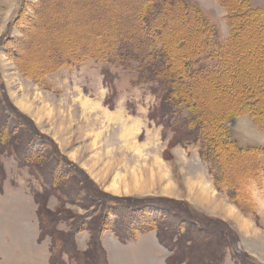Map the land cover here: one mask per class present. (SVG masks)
Here are the masks:
<instances>
[{"label":"rangeland","instance_id":"obj_1","mask_svg":"<svg viewBox=\"0 0 264 264\" xmlns=\"http://www.w3.org/2000/svg\"><path fill=\"white\" fill-rule=\"evenodd\" d=\"M25 1L23 10L33 21H37L38 16L34 8L40 1ZM118 1L115 0L116 3ZM183 1L199 8L209 24L214 27L215 43L224 45L229 34L226 24L227 10L216 0ZM244 1L251 9L262 13L258 19L264 27V0ZM21 2L22 0H0V41H4L8 35L23 38H19L23 33L17 27L7 28L16 16ZM63 2V6H67L65 9L58 5L59 8L53 11L50 9L52 4L47 6L43 16L39 18L40 23L36 24L39 33L29 40L26 39L27 42L17 45L16 49L23 60L27 57V54H23V49L29 45H32V55L29 56H33L38 62H44V65L48 62L52 64L50 60L56 58L52 54L55 52L52 49L54 40L71 42V46L74 44L77 48L82 47L83 44L78 38L86 32L74 31L77 25L90 34L91 37L85 41L89 46L96 43L94 31L110 32L106 28L108 23L100 22V16L88 17L87 13L81 12V9L90 4V0ZM57 11L65 12L61 14ZM91 21L95 24L92 25ZM121 25L125 26L119 20L118 28ZM172 26L178 32L192 30L188 23L175 21ZM248 27L246 26L242 33H246L249 38ZM6 30H9L7 34ZM64 30L67 33H63ZM72 30L73 36H59L72 33ZM147 47L145 45L143 51ZM205 51L206 54L212 55L214 49L205 48ZM224 53L211 58L206 54L200 55L195 61L194 69H221ZM251 54L253 56L252 50ZM135 56L138 58L132 62L119 61L113 57H109L107 61H95L87 57L76 66L62 67L35 82L20 71L18 63L0 46V133L5 130L7 136L10 135L5 141V149L0 151V168L3 172L0 171V264H49L50 238L48 235H42V241L38 242L37 239L40 233L37 214L41 207L45 206L43 210L50 213L58 211L60 215L68 210L75 215L84 216L87 220L98 212L97 209L92 212L90 209L81 208V198L74 205L68 201L62 204L55 195L43 198L45 190L39 180L41 176L50 187V178L54 175L56 185H63L67 187V191L73 193L74 187L70 178L75 174L82 177L88 191L100 192L107 197L105 202L109 208L106 215L109 222L115 225L120 222L123 226L129 225L128 228L135 226L137 237L122 244L108 231L99 239L97 251L86 253L89 233L78 232L73 238L64 241L71 246L67 245L68 251H77L79 264H104L106 260L102 247L106 252L107 264H166L164 261L171 255L169 248L181 232L173 235L170 233L173 240L169 247L163 248L160 244L162 242L155 237L159 227L156 223L164 221L165 225L175 226L176 229L182 225L183 229H187L191 223L186 218L191 216L201 225L196 230L206 228L208 234L204 233V236H209H201V230V233H194L193 236L198 240L200 236L202 238L192 247V255H188L189 264H236L238 258L234 252L245 255L244 260L249 264H264V206L259 203V200L264 201L263 176L259 174L258 178L247 183V191L250 192L249 196L253 198L257 208L252 216H239L249 222V226L243 228L241 219L228 207L229 200L225 194L215 193L210 186V165L199 157L198 143H178L177 140L181 138L179 135L183 131L186 132L178 125L184 116L172 113L174 108H168V105H159L158 100L164 95V88L161 80L152 72L154 65L147 64V59L143 60L141 56ZM23 117L30 121L33 133L31 137L26 138L20 133V130L28 128L21 120ZM157 120H160L159 124L156 123ZM164 121L170 126H162ZM225 123L229 139L238 146H264V129L252 122L249 116L230 119ZM10 129H13L12 135ZM42 136L47 140L43 141ZM171 138L172 141L176 138V145H170ZM14 141L18 144V156H12L11 151H8ZM27 145L32 150L30 159H27L24 153ZM47 149L53 153H45ZM18 157L23 160L22 163L17 160ZM260 162L264 167V161L260 159ZM35 163L43 166L46 180L35 168ZM156 165H161V170H153ZM53 167L55 168L52 175L50 173ZM229 167L233 172L241 169L237 162ZM161 174L164 175L162 179ZM202 176L206 185L210 186V191L217 196L215 204L212 201L211 205L207 198L197 195L193 185H200L201 182L205 184ZM54 189L56 188L53 187ZM208 194L211 196L209 191ZM43 199L44 206L39 202ZM125 200L140 201V205L147 207L133 213L123 207ZM172 208L186 217L180 219L173 216L168 212ZM146 211L150 219L155 221V229L141 232L140 228L144 226H141L137 217ZM64 217L53 224L55 232L67 230L68 220ZM129 220L133 223L130 224ZM48 226L46 223V227L42 229L43 233H48ZM249 227L257 233H251ZM221 230L230 233L232 245L225 244L221 236L218 237ZM117 246L122 247L117 249ZM61 261L68 264L64 256Z\"/></svg>","mask_w":264,"mask_h":264},{"label":"trees","instance_id":"obj_2","mask_svg":"<svg viewBox=\"0 0 264 264\" xmlns=\"http://www.w3.org/2000/svg\"><path fill=\"white\" fill-rule=\"evenodd\" d=\"M39 1L40 4L34 8V12L38 16L37 21H33L32 17L23 10L22 6L26 1L22 0L16 16L7 25V28L17 27L19 31H22L23 35L19 38H23L18 39L8 35L4 38V41H0V46L5 48L6 54L18 63L20 71L25 76L36 82L62 67L76 66L87 57L95 61H104L103 59L107 61L109 57H113L124 62L134 61V59L138 58L135 55L141 56L143 60L147 59V64L151 63L154 65L152 72L161 80L165 89H163L162 104L168 105V108H174L175 110L173 109L174 112L172 111V113L184 116L182 122L178 125L186 132L183 131L184 134L179 135L181 138L177 140L178 143L199 140L200 156L211 165L210 173L216 189L223 193L225 192L229 201L242 214L252 216L255 213V205L251 196H249L250 193L247 191V183L258 178L261 173L264 179V167L261 166L260 162V159L264 161V146L248 148L238 146L229 139L225 122L230 119L249 116L252 122L264 129V27L258 19L260 14H262L259 10L251 9L244 0H217L227 10L226 24L229 28L228 39L224 45H221L215 43L216 34L214 27L209 24L199 8L183 0H119L117 3L115 0H90V4L88 3L86 8L81 9V12L87 13L88 17L90 15L100 16L102 18L100 22L108 23L106 28L110 32L108 30L106 32L94 31L93 37L96 43L93 46H89L85 41L90 34L80 25H77L78 27L73 29L74 31L78 33L80 31L86 32V34L78 38L83 46L77 48L74 44L71 46V42L66 43L54 40L52 49L55 52L52 54L56 58L50 60L53 62L52 64L48 62V64L44 65V62H38L36 58L29 56L30 54L32 55V45L23 49V54H27L24 60L16 49L17 45L20 42H27L26 39L29 40L34 37V34L39 33L36 24L40 23L39 18L43 16L44 10H47V6L52 4L50 9L53 11L57 10L59 6L64 9L67 6H63L64 0H60L59 3H57L58 0ZM65 11L57 12L63 14ZM69 13L72 15L73 12L70 10ZM52 18H50V21ZM119 20L125 26L121 25L118 28ZM175 21L188 23L192 30L188 29L189 31L187 30L186 32H178L172 26ZM93 24L95 23L92 22ZM246 26H249V38L246 33L243 34ZM42 29H45V27H42ZM73 30L71 31L72 33L59 36H73ZM8 32L9 30H6V34ZM63 33L67 32L64 30ZM74 38L76 37L74 36ZM145 45L148 47L143 51ZM205 48L214 49L212 55L206 54ZM251 50L253 51V56ZM223 52L225 53L224 57L222 56L223 64L221 63V69L216 70L213 67H209L208 70L204 71L194 69L195 61L200 55L206 54L211 58V56H217V54ZM226 57H228L227 60L224 59ZM260 103L262 104L260 105ZM21 120L28 127L20 130L21 135L26 138L31 137L33 133L29 124L30 121L25 117ZM2 131L0 133V151L5 149V141L10 136H7L5 130ZM12 133L13 129L10 134L12 135ZM42 138L45 141L46 138L43 136ZM176 142L173 141L172 143ZM12 147L15 151H19L16 141H14V144L12 143ZM24 153L27 159L32 157V150L29 147ZM45 153L52 154L53 152L47 149ZM232 162H237L241 169L236 172L231 171L229 166L233 164ZM40 167L41 165L35 163V168L43 174L46 180L47 175L44 168H42L43 166L41 167L42 169ZM54 168H52L50 173L52 175ZM54 177L53 175L49 182L52 189L50 192L43 191V198L55 194V191L58 190L63 192L66 197L72 198L74 204L81 198L83 204L82 202L79 203L83 205V208L98 210L88 220L84 219V216L75 215V213L68 210L62 214V217L65 216L66 220L73 219V232L86 230L91 232L89 239L90 249L86 253L97 251L99 248V235L106 230L118 232L119 228L117 227L120 226L118 223L115 225V223L109 222L106 215V211L109 208L105 202L107 197L104 194H100V192L88 191L82 181V177L76 174L70 178L74 187L73 193L67 191V187L63 185H56ZM53 187H56V189L53 190ZM39 202H41V205L45 204L44 199ZM123 202L125 203L123 204L124 208L134 211L145 210L147 207L140 205L142 203L140 201L131 202L125 200ZM44 207L39 209L38 217L41 219L44 217L50 226L55 225L61 219L60 213L58 211L53 213L48 210L44 211ZM168 212L180 219L186 217L176 212L174 208L169 209ZM137 218H139L141 226H144L140 228L141 232L155 229L153 227V224H155L153 222L155 221L150 219L148 211L139 214ZM186 220L191 224L188 225L187 229L177 227L179 231L183 230V232L177 236L178 238L173 242L172 246L177 245L179 248L177 254L168 258L167 264L179 263L185 259L188 260L187 264H189L192 247L197 245L198 240L193 236L194 233L203 232L201 236L206 235L204 233L208 234L206 228L200 229L201 232H199V229L198 231L196 230L201 225L194 220L193 216L187 217ZM164 223V221L163 223H156V225H159L158 234L164 239L172 240V233L169 231L171 229ZM147 225L150 227H146ZM133 227L127 229L126 232H131V236L134 237L135 229ZM175 229L174 227L173 231ZM40 230L42 229L40 228ZM51 233L52 231L49 234ZM53 233H55V230ZM71 234L72 232L68 235L60 232L55 236L52 235L56 240L63 242L61 252L63 249L65 251V246L68 245L67 241L64 240L72 238ZM201 236L199 240L202 238ZM219 236H221L225 244L230 243L232 245L228 231L221 230V234H218ZM61 252L52 256V261L54 259L51 262L52 264H57L56 262H58ZM188 255L190 256L188 257ZM236 256L238 264H249L244 260L246 258L245 255L237 254Z\"/></svg>","mask_w":264,"mask_h":264},{"label":"bare ground","instance_id":"obj_3","mask_svg":"<svg viewBox=\"0 0 264 264\" xmlns=\"http://www.w3.org/2000/svg\"><path fill=\"white\" fill-rule=\"evenodd\" d=\"M26 109V108H25ZM127 132V134H128V131H126ZM158 169H160L161 170V165L160 166H154L153 167V170H158ZM162 171H165L164 169H162ZM151 176V175H150ZM138 177V176H137ZM151 178H152V176H151ZM160 178L162 179V178H164V175L163 174H161L160 175ZM134 179H135V177H134ZM135 182V181H134ZM201 182V181H200ZM135 183H137V181L135 182ZM135 183H134V185H135ZM194 183V182H193ZM114 184V183H113ZM138 184V183H137ZM140 186H142V185H140ZM194 187H196V192H198V196H203V197H206L205 195H207V197H208V199L211 201L212 200V196H210L209 194H208V188H207V186H204V184L201 182L200 183V185H198L197 183H194V185H193ZM206 193V194H205ZM211 197V198H210ZM200 198H202V197H200ZM215 204V203H214ZM244 226H243V228H247L249 225L247 224V223H245L244 221H240Z\"/></svg>","mask_w":264,"mask_h":264},{"label":"crops","instance_id":"obj_4","mask_svg":"<svg viewBox=\"0 0 264 264\" xmlns=\"http://www.w3.org/2000/svg\"><path fill=\"white\" fill-rule=\"evenodd\" d=\"M202 179L205 181V184H204V186H207L206 185V180L203 178V176H202ZM207 188H208V190H209V192L211 193V196H212V200L210 201L209 199H208V197H205V198H207V200L208 201H210L209 202V204H213L214 203V201H215V197H217L213 192H211L210 191V186H207ZM212 201H213V203H212ZM259 203L262 205V207L264 206V201H262V200H259ZM227 204H228V207H231L233 210H234V212H235V215H236V217L238 218L239 216H242L233 206H231L228 202H227ZM229 213V212H228ZM240 218V217H239ZM243 218V217H242ZM241 219V218H240ZM242 221H246L247 222V224L249 225V222H248V220H243V219H241ZM252 226V225H251ZM250 228V230L252 231L251 233H253V234H256L257 233V231L256 230H254L252 227H249ZM122 246H117V249H120Z\"/></svg>","mask_w":264,"mask_h":264}]
</instances>
